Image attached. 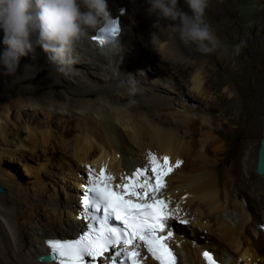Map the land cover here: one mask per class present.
<instances>
[{"label":"bare ground","instance_id":"1","mask_svg":"<svg viewBox=\"0 0 264 264\" xmlns=\"http://www.w3.org/2000/svg\"><path fill=\"white\" fill-rule=\"evenodd\" d=\"M130 1L107 0L111 18L117 17L121 27L130 13L125 10L126 14L120 16L118 12ZM134 2L141 4L138 8L149 7L147 0ZM212 5L209 0L204 17L210 26L208 11ZM128 8L134 11L129 5ZM172 28L166 26L164 31L163 25L157 23L150 32L165 38ZM262 29L256 31V36ZM129 40L120 53H125L129 47L136 49L137 39L130 37ZM2 41L3 31L0 30V45L5 49ZM110 43L99 46L95 31H89L86 38L74 45L70 56L73 62L65 65L64 71L49 62L40 47H36L34 59L32 55L22 57L12 75H6L0 65V85L6 87L30 77L35 65L43 61L51 66L41 84H20L14 96L7 100L0 94V166L7 158L13 161L15 157L18 161L23 160L25 173L30 176L27 171H32L33 166L26 158L37 164L44 160L37 168L39 171L30 176L34 184L29 188L31 191L22 189L0 167V183L8 187L5 192L2 186L4 192L0 196V264H57L43 258L49 253L45 240L72 238L85 227V219L80 218L83 212L80 202L83 185L90 180L89 168L94 170L92 175L97 178L101 168H105V175L114 177L112 185L116 190V185L129 183L123 177H132L138 169L149 166V161L142 163L149 153L158 158V166L164 165L163 157H168L169 166L181 162L180 168L174 167L170 175L164 176L166 187L157 194V199L168 202L170 211L178 209L169 219L175 234L170 244L178 256L177 264H206L203 250L211 252L218 264H264V234L261 231L264 172L258 174L255 171L261 126H255L251 136H243L235 145L230 161L225 160L226 139L220 135L247 127L246 116L233 113V83L215 77L206 79L208 75L204 72L211 69L202 58L204 53L197 52V56L192 55V60L183 62L179 68L182 80L184 76H190L187 78L190 79V92L187 96L183 94L181 99H171V103L177 100L182 103L183 100L185 110H188L183 111L184 119H171L164 113L152 115L145 108L155 107L163 112L166 107L163 101L170 99L167 88L155 83L143 94L136 95L130 92L132 87L142 85L147 79L140 71L124 65L115 69V73L103 71L106 57L99 48L102 51L103 48L110 49ZM167 48L173 49L174 56L180 54L173 40L168 42ZM220 60L223 67H229L230 74L238 71V61L232 64L229 54ZM78 68H85V73ZM101 70L104 74L97 75ZM63 82L67 83L68 89L63 94L56 92ZM223 85L222 93L213 96L212 93ZM94 94L96 98H86ZM130 96L137 97L132 107L120 102ZM198 96L213 97L214 100L199 107ZM183 138L186 143L182 142ZM217 153L222 155L216 157ZM152 180L158 183L154 173ZM119 191L124 193L125 189ZM61 212L66 217L60 216ZM138 251L143 264H156L142 250ZM105 254L102 257L110 258Z\"/></svg>","mask_w":264,"mask_h":264},{"label":"rangeland","instance_id":"2","mask_svg":"<svg viewBox=\"0 0 264 264\" xmlns=\"http://www.w3.org/2000/svg\"><path fill=\"white\" fill-rule=\"evenodd\" d=\"M132 1L134 2L135 0H131L129 3L124 4L123 5L125 6L124 9L118 12L120 16L126 14V12L124 13L125 10H127V12L130 13V15L125 16V22H126L125 24H123V22L121 21L122 27L119 23L121 34L120 36L119 35L116 36V38L118 36L119 38L117 40L115 38L116 42H114L115 41L114 40L112 41L113 43L111 42L108 45L110 46V49L109 47H107V48H103L102 51V49L99 48V50H101V54H104V57H106L104 61V65H102V70L103 71L112 70L115 73V69L119 68V66L121 67L124 65L126 67L130 66L134 68L136 71H140V73L144 75V78L147 79L144 80V83H141L142 85L133 86L130 92H133V94L136 95L143 94L144 91L147 90V87L149 85L157 83L159 85H162L164 88H167L168 93L170 94L169 101H163L164 106H166L163 112L157 110L155 107H150V106L146 107L145 111H147L148 113H152V115L159 114V116H161L164 113L165 116L171 119H178V118L184 119L185 115L183 111L187 112L188 110H185L183 100L182 103L178 102L177 100L176 103L172 102L173 103L172 104L171 99L175 97L181 99V97H183L182 96L183 94L187 96V94L190 92V89H188L190 86L188 83L190 79H187L190 78V76L186 75V77L184 76L182 80V78H180L179 76V73L182 70L179 68L182 67L183 62L191 61L192 55L194 56L195 54L197 56L198 51H196V46L193 44L185 45L181 41L174 22L158 17L156 14L149 15L147 9L150 6L143 9L141 7L138 8V6H140L141 4L137 5L136 2L133 3ZM212 2H213L212 9L208 11V16L209 18L211 17L210 19L212 26L211 29L218 37V39L219 40L221 39L223 44H227L229 46V49L227 53L223 52V50H217L216 51L217 53L213 52V54L208 53L202 55V58L206 59L207 61L206 66L209 68V70L211 69L210 72L207 71L204 72V75L209 76V77L207 76L206 79L207 78L214 79L215 77V79L217 78V80L219 78V80H224L225 82L228 81L227 83H233L232 89L235 94V98L232 99L233 109H234L233 113L236 115L241 114V116L244 117L246 116L245 125L247 127L237 129L236 132H233L232 134H229V131L227 132V134L225 133L226 135L220 133V135L221 136L223 135L224 139H226L227 150H226L225 160L230 161L232 159L231 157L234 156L235 145L238 144V142L243 138V136L244 137L251 136V130L255 126L257 127L262 126L260 122L262 121L261 112L262 110H264V0H212ZM114 5L115 4H113V6ZM127 5L132 7L134 11L131 12V9L129 8L127 9ZM178 6L182 8L184 11L186 12L188 11L187 5L184 3V0H179ZM142 21L144 23H142ZM157 23H161L163 25L164 31L166 30L165 29L166 26L171 28L173 26L172 28L173 33L168 32L167 37L158 38L155 34L150 32L151 27ZM258 29H262V32L258 36H256V31ZM130 37L137 39L138 43H136L137 44L135 46L136 49H132L131 47H129L128 50L125 51V53H120L121 48L127 46L128 43L130 42L129 40ZM168 40L169 41L173 40L175 49H179L180 54L183 55L179 54L178 56H174L171 53L173 52V49L168 50L167 48V44L169 42ZM156 41L159 43H156ZM241 42H243V46L241 47V51L239 55H233L232 54L233 46H235L236 44H240ZM150 44H152L153 46H150ZM185 50L186 53H188L189 55L185 53ZM3 51L4 49L0 45V53H2ZM210 54H212V56ZM228 54L230 55V62L232 64L238 61L237 62V66L239 68L238 71L231 74L229 72V67L228 66L223 67L221 64L222 62L220 60L221 57L228 56ZM70 59L72 60L71 57ZM35 66L36 69L34 73L30 77L24 79V81L22 82L18 81L15 84L7 87L0 85V94L4 95L7 100L14 96L20 84L23 83L24 84L31 83V85L35 83L41 84L42 79L44 81V77L47 75L51 66L46 64L45 61ZM26 67L27 65H25L24 68ZM78 69L80 70L81 73H85L86 71L85 68H78ZM102 70L100 72H97V75L100 73L104 74ZM200 74L203 73L200 72ZM229 74L231 75V77ZM224 77L227 79H225ZM230 78H232L233 80L232 79L229 80ZM223 87L224 85L220 86L216 91H214V93H212L214 94L213 96L217 97V94L220 95L222 93ZM66 89H68V85L67 83L63 82L62 85L57 86L55 91L63 94L64 90ZM161 96H163V94H161ZM96 97L97 95L94 94L86 98L94 99ZM130 97H125L124 99L120 100V102L123 105L132 107L137 97H131V98ZM139 97L140 95H138V98ZM211 99L214 100L213 97L203 98L198 96L197 100L199 101L198 102L199 107H201V104L205 102H206L205 104H207V102L211 101ZM185 138L187 139V137ZM185 138L182 139L183 143H186ZM40 151L41 149L39 150V152ZM221 155L222 153H217L216 157ZM137 157H139V155H137ZM139 158H141V155ZM12 160L13 161H9V158H7L4 161V163L2 162L0 166L1 170L8 177L10 176V179H12L15 183H17L22 189L25 190L27 189V191H31L32 189L29 188H31L32 185L34 184H33V177L30 176H32L31 174L34 173V171L35 172L39 171V169L37 168L40 167L39 164L43 163L44 160H40V162L37 164L35 160L33 161L31 159L26 158L28 163L33 166L32 171L31 170L27 171L29 172L30 176L27 173H25L26 171L24 169V165L21 162L23 160L18 161L15 157H13ZM148 161L149 159L148 157H146V159L142 163ZM7 165H9L10 167H8ZM81 166L87 169L84 166V164H81ZM47 167L48 166L44 167L43 169ZM77 167L79 166L77 165ZM180 167L181 166L177 167L176 169ZM65 181L70 183L68 178L67 179L65 178ZM0 185L5 188V192L6 191L8 192L7 185L2 183H0ZM2 195L3 193L0 194V196ZM61 214L60 216L66 217V214L64 212H61ZM173 220L174 222H178L175 219ZM186 232L188 233V235H191V233H189L191 231H189L188 229H186ZM190 239H192V241L195 242L193 237L190 236Z\"/></svg>","mask_w":264,"mask_h":264},{"label":"snow or ice","instance_id":"3","mask_svg":"<svg viewBox=\"0 0 264 264\" xmlns=\"http://www.w3.org/2000/svg\"><path fill=\"white\" fill-rule=\"evenodd\" d=\"M97 39L101 45L107 42L103 36ZM148 159L149 166L138 169L132 177H123L129 183L116 185V190L112 185L114 177L105 175V168H101L99 178L92 175L94 170L89 168L90 180L85 186L80 217L89 221L88 230L73 240H47L45 243L53 261L57 264H85V257H91L94 264L96 258L102 257L109 248H116L113 264H116L115 258L121 256L125 264L129 260L131 264H140L138 249L143 246L158 264H175V256L168 247L172 233H163L168 220L178 209L170 211L168 202L157 199V194L166 187L164 176L181 162L169 166L168 157H163L164 165L158 166V158L152 153ZM153 173L158 183H153ZM121 188L125 189L124 193L119 191ZM133 197L138 202H134ZM113 217L122 223V227L110 226L109 220ZM181 222L187 223L185 220ZM203 257L206 264H216L209 252L205 251Z\"/></svg>","mask_w":264,"mask_h":264},{"label":"clouds","instance_id":"4","mask_svg":"<svg viewBox=\"0 0 264 264\" xmlns=\"http://www.w3.org/2000/svg\"><path fill=\"white\" fill-rule=\"evenodd\" d=\"M148 14L174 22L181 41L193 44L200 53L208 54L229 46L223 44L205 21L209 0H184L188 11L180 8L179 0H147ZM113 20L107 0H0V30L5 49L0 65L6 75L14 74L22 57L32 55L40 47L49 62L60 71L71 64L74 45L86 38L89 31L111 29ZM243 42L232 48L239 55Z\"/></svg>","mask_w":264,"mask_h":264},{"label":"water","instance_id":"5","mask_svg":"<svg viewBox=\"0 0 264 264\" xmlns=\"http://www.w3.org/2000/svg\"><path fill=\"white\" fill-rule=\"evenodd\" d=\"M99 46H102L98 40H96ZM261 120H262V126H261V133L257 148V161L255 165V171L258 174H262L264 172V110L261 112ZM4 192V188L0 185V193ZM44 259H49V255H43Z\"/></svg>","mask_w":264,"mask_h":264}]
</instances>
